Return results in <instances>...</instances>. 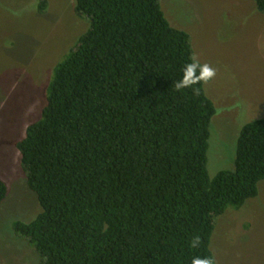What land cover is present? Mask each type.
I'll use <instances>...</instances> for the list:
<instances>
[{"label":"trees","instance_id":"1","mask_svg":"<svg viewBox=\"0 0 264 264\" xmlns=\"http://www.w3.org/2000/svg\"><path fill=\"white\" fill-rule=\"evenodd\" d=\"M264 12V0H254ZM89 20L53 69L39 118L15 142L41 211L15 221L41 264H191L212 255L215 218L264 179V117L210 177L205 92L177 91L192 55L160 0H74ZM45 0L39 4L42 10ZM7 187L0 178V203ZM199 235L198 248L189 247Z\"/></svg>","mask_w":264,"mask_h":264},{"label":"rangeland","instance_id":"2","mask_svg":"<svg viewBox=\"0 0 264 264\" xmlns=\"http://www.w3.org/2000/svg\"><path fill=\"white\" fill-rule=\"evenodd\" d=\"M0 0V264H41L35 246L14 229L41 211L26 182L15 142L39 118L54 67L89 28L74 0ZM169 23L188 33L192 54L216 69L204 89L210 123V177L232 169L241 127L264 117V12L254 0H160ZM210 247L217 264H264V179L255 197L215 218Z\"/></svg>","mask_w":264,"mask_h":264},{"label":"clouds","instance_id":"3","mask_svg":"<svg viewBox=\"0 0 264 264\" xmlns=\"http://www.w3.org/2000/svg\"><path fill=\"white\" fill-rule=\"evenodd\" d=\"M190 60L191 62L184 66L182 78L175 83L174 87L177 91L191 89L192 93L198 96L200 95L201 89L197 85H207L215 78L217 72L216 69L208 63L201 64L197 53H193L190 56ZM200 244V236L195 235L191 238L189 247L195 249L198 248ZM191 264H217V261L215 255L212 254L203 258L196 256L191 260Z\"/></svg>","mask_w":264,"mask_h":264}]
</instances>
